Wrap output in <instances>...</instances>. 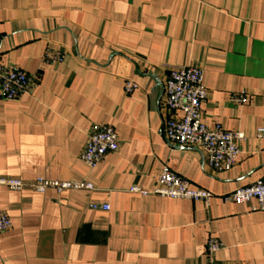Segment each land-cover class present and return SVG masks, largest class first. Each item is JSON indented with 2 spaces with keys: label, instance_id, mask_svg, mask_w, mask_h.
Segmentation results:
<instances>
[{
  "label": "crops",
  "instance_id": "0c3cea01",
  "mask_svg": "<svg viewBox=\"0 0 264 264\" xmlns=\"http://www.w3.org/2000/svg\"><path fill=\"white\" fill-rule=\"evenodd\" d=\"M0 65L34 77L18 101L0 100V177L95 187L0 188L12 221L0 264H209L211 238L219 264H264V212L221 199L264 179V0H0ZM187 65L204 69L203 122L246 137L230 171L165 140L183 117L165 106L169 69ZM103 126L119 149L92 170L81 154ZM164 166L213 193L209 207L131 191H153Z\"/></svg>",
  "mask_w": 264,
  "mask_h": 264
},
{
  "label": "built area",
  "instance_id": "2783aa9c",
  "mask_svg": "<svg viewBox=\"0 0 264 264\" xmlns=\"http://www.w3.org/2000/svg\"><path fill=\"white\" fill-rule=\"evenodd\" d=\"M45 60L48 63H62L64 55L59 52L47 51ZM34 77L17 67L0 65V100L18 101L24 94L32 90ZM136 84L127 81L125 90L132 93ZM208 97L204 85V69L199 65L174 66L169 69L166 83L165 106L170 111H179L181 119L170 118L165 124L164 136L168 145L177 148L191 147L202 152L207 166L217 172L230 171L237 163L241 153L240 145L246 137L241 132H231L221 125L209 127L203 122V105ZM242 98H234L239 101ZM264 136V128L257 130V137ZM119 149V139L113 127L103 126L92 131L86 147L81 154L82 161L94 170L108 153ZM0 188L12 191L31 190L38 194L54 192L58 196L69 191H92L94 185L87 181H57L39 177L32 182L17 178L0 177ZM132 192L143 195H154L167 199H184L204 203L209 207L213 193L204 189L191 188L189 182L164 166L158 183L153 191H143L138 188ZM225 203L256 204L253 211L264 212V179L253 185L237 189L221 196ZM94 209L108 211V205H94ZM12 221L5 213H0V232L10 229ZM224 247L223 243L211 238L207 245L209 264H219L214 261V255Z\"/></svg>",
  "mask_w": 264,
  "mask_h": 264
}]
</instances>
